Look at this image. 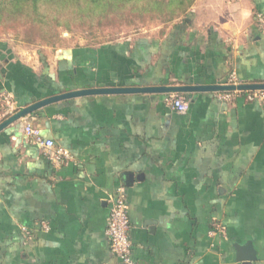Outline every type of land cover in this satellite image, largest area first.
Returning <instances> with one entry per match:
<instances>
[{
    "label": "crops",
    "instance_id": "obj_1",
    "mask_svg": "<svg viewBox=\"0 0 264 264\" xmlns=\"http://www.w3.org/2000/svg\"><path fill=\"white\" fill-rule=\"evenodd\" d=\"M260 16L264 0H195L158 34L32 59L0 41V122L83 88L226 84L231 73L264 82ZM167 94L61 100L0 131V264H120L105 233L118 188L136 264H264V105L245 91L188 92L181 114ZM26 121L70 160L53 165ZM248 242L255 259L237 260L235 245Z\"/></svg>",
    "mask_w": 264,
    "mask_h": 264
},
{
    "label": "rangeland",
    "instance_id": "obj_2",
    "mask_svg": "<svg viewBox=\"0 0 264 264\" xmlns=\"http://www.w3.org/2000/svg\"><path fill=\"white\" fill-rule=\"evenodd\" d=\"M56 15L58 13L53 12L51 16ZM166 17L157 11L136 10L131 1L121 8H113L107 16L100 12L88 17L66 14L68 27L60 25L50 29L47 25L24 22L25 19L19 23L3 22L0 25V41L8 44L17 57L32 59L46 51L52 53L71 45H97L138 34H158L184 16L171 20H166ZM54 22L55 18L51 20L52 24Z\"/></svg>",
    "mask_w": 264,
    "mask_h": 264
},
{
    "label": "built area",
    "instance_id": "obj_3",
    "mask_svg": "<svg viewBox=\"0 0 264 264\" xmlns=\"http://www.w3.org/2000/svg\"><path fill=\"white\" fill-rule=\"evenodd\" d=\"M259 23L264 26L263 17L258 18ZM236 76L231 73L226 84H238ZM239 91L221 92V99H229L231 95ZM248 100H256L264 105V90L245 91ZM8 98V96H6ZM5 97V98H6ZM164 103L177 113H185L188 110V100L179 93H169L164 99ZM23 133L26 138L37 145L47 157V159L55 166L64 164L70 160L69 151L59 145H56L52 139L43 138L39 130L29 121L23 124ZM110 208L106 227V236L109 241L111 252L119 259L120 264H136L132 257V241L130 238L131 225L128 219V206L122 188H118L114 195L109 199ZM43 231L48 230V224L45 220L39 221ZM23 233L28 235V231L24 226H20ZM223 232L220 225L216 226L214 232Z\"/></svg>",
    "mask_w": 264,
    "mask_h": 264
},
{
    "label": "trees",
    "instance_id": "obj_4",
    "mask_svg": "<svg viewBox=\"0 0 264 264\" xmlns=\"http://www.w3.org/2000/svg\"><path fill=\"white\" fill-rule=\"evenodd\" d=\"M131 1L134 9L141 8L145 12L157 11L167 16L166 20L185 16L195 2V0H0V25L7 21L19 23L25 19L24 22L47 25L50 29L60 25L68 27L70 24L69 20H66V14L88 17L100 12L107 16L113 8H121ZM53 12H57L58 15L52 17ZM53 18L54 24L51 23Z\"/></svg>",
    "mask_w": 264,
    "mask_h": 264
},
{
    "label": "water",
    "instance_id": "obj_5",
    "mask_svg": "<svg viewBox=\"0 0 264 264\" xmlns=\"http://www.w3.org/2000/svg\"><path fill=\"white\" fill-rule=\"evenodd\" d=\"M264 90V82L261 83H238V84H194L180 86H109V87H92L78 90L65 91L59 94L48 96L30 103L29 105L15 111L0 122V131L8 125L24 118L39 108L48 104L91 95H108V94H130V93H188L200 91L225 92V91H254ZM239 261H252L255 259L252 245L248 242L245 245H235Z\"/></svg>",
    "mask_w": 264,
    "mask_h": 264
}]
</instances>
